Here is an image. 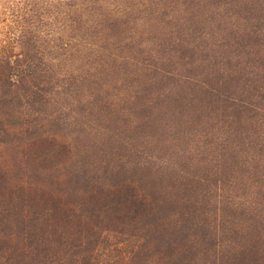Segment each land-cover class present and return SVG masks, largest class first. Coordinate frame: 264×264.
<instances>
[{
	"label": "trees",
	"instance_id": "16d2710c",
	"mask_svg": "<svg viewBox=\"0 0 264 264\" xmlns=\"http://www.w3.org/2000/svg\"><path fill=\"white\" fill-rule=\"evenodd\" d=\"M0 25V264H264V0Z\"/></svg>",
	"mask_w": 264,
	"mask_h": 264
},
{
	"label": "rangeland",
	"instance_id": "374dc122",
	"mask_svg": "<svg viewBox=\"0 0 264 264\" xmlns=\"http://www.w3.org/2000/svg\"><path fill=\"white\" fill-rule=\"evenodd\" d=\"M0 27H1V25H0ZM2 27H3V25H2Z\"/></svg>",
	"mask_w": 264,
	"mask_h": 264
}]
</instances>
